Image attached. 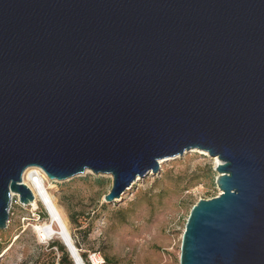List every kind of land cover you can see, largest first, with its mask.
<instances>
[{
    "label": "water",
    "instance_id": "95a60500",
    "mask_svg": "<svg viewBox=\"0 0 264 264\" xmlns=\"http://www.w3.org/2000/svg\"><path fill=\"white\" fill-rule=\"evenodd\" d=\"M192 150L221 193L179 263L264 264V0H0V230L29 168L111 176L112 204Z\"/></svg>",
    "mask_w": 264,
    "mask_h": 264
},
{
    "label": "rangeland",
    "instance_id": "374dc122",
    "mask_svg": "<svg viewBox=\"0 0 264 264\" xmlns=\"http://www.w3.org/2000/svg\"><path fill=\"white\" fill-rule=\"evenodd\" d=\"M215 159L200 150L165 159L158 174L139 179L112 204L104 202L112 188L108 175L88 171L64 182L49 180L47 187L67 215L85 264L94 253L103 264H180L191 208L221 193ZM47 221L41 204L34 211L12 194L8 228L0 230V264H58L62 253L50 245L64 244L56 238L41 241L35 230ZM69 259L75 264L70 254Z\"/></svg>",
    "mask_w": 264,
    "mask_h": 264
},
{
    "label": "bare ground",
    "instance_id": "6f19581e",
    "mask_svg": "<svg viewBox=\"0 0 264 264\" xmlns=\"http://www.w3.org/2000/svg\"><path fill=\"white\" fill-rule=\"evenodd\" d=\"M164 161L161 160L160 164ZM216 165L221 161L216 158ZM23 184H25L33 193L34 201L29 205L34 211L38 210L40 204L46 209L48 221L36 227V232L41 241L59 239L70 249L75 264H85L79 249L75 245L71 235L69 221L62 207L58 205L57 198L49 192L47 185H50L49 179L39 168H29L24 172ZM52 186V185H51ZM52 189V187H50Z\"/></svg>",
    "mask_w": 264,
    "mask_h": 264
},
{
    "label": "trees",
    "instance_id": "16d2710c",
    "mask_svg": "<svg viewBox=\"0 0 264 264\" xmlns=\"http://www.w3.org/2000/svg\"><path fill=\"white\" fill-rule=\"evenodd\" d=\"M103 207L105 208V205H103ZM55 247L58 248V250L62 253V256H61L60 261H59L58 264H73L72 261L69 259V253L66 250V247H64L63 245H55V244L50 245L51 249L55 248ZM105 263H110V261L107 259V260H105Z\"/></svg>",
    "mask_w": 264,
    "mask_h": 264
},
{
    "label": "built area",
    "instance_id": "2783aa9c",
    "mask_svg": "<svg viewBox=\"0 0 264 264\" xmlns=\"http://www.w3.org/2000/svg\"><path fill=\"white\" fill-rule=\"evenodd\" d=\"M90 261H91V264H103L104 263V261H102V258L97 253H94L93 255L90 256Z\"/></svg>",
    "mask_w": 264,
    "mask_h": 264
}]
</instances>
